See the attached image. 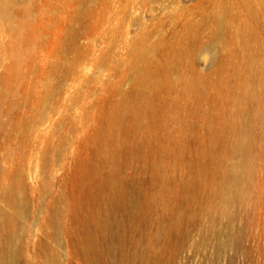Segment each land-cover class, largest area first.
<instances>
[{
	"label": "rangeland",
	"instance_id": "1",
	"mask_svg": "<svg viewBox=\"0 0 264 264\" xmlns=\"http://www.w3.org/2000/svg\"><path fill=\"white\" fill-rule=\"evenodd\" d=\"M206 1L210 0H107V5L90 4L95 15L101 16L98 17L101 22L98 28L74 26V30L83 35L76 42L81 53L64 52L56 60L50 57L55 36L49 31L52 27L46 24L42 29L43 47L28 49L18 69L12 65L13 71L21 73L13 88L5 78L9 60L5 59L2 43L8 38L0 36V182L3 173L17 176L19 168L25 175L29 204L28 220L17 242L18 256L14 264H42L44 251L55 253L60 264H86L84 258L70 252L67 234L79 233L81 228L79 216L72 209L75 201L88 195L91 202L94 195V202L98 182L107 168H111L100 154L102 146L95 137L96 130L103 125L105 96L109 94L105 95L103 90L107 82L120 81L124 94L132 93L127 42L137 41L140 36L145 37L147 45L157 44L148 56L156 79L164 77L165 70L166 77L169 75L172 80L192 79L186 58L174 64L175 57L186 48L193 67L202 75L212 74L211 79L215 80L217 62L214 57L224 60L229 45L222 48L221 43L214 42L212 51L202 48L210 38L211 31L207 28L195 44L187 37L189 16L199 21L204 11L210 10L209 5L204 6V10L199 8L200 3ZM92 21L88 24L93 25ZM258 33L264 46V33L262 30ZM107 49L106 66L101 55ZM242 58L243 54H238V60ZM53 62L59 69L56 74H52ZM68 66L74 67L75 75L68 72ZM117 66H122L118 73ZM231 73L232 68H229L226 76L231 90L224 99L218 98L210 86L201 106L178 88L155 86L152 102L157 111L152 114L151 127L146 133L131 136L127 142L121 140L122 172L128 179L136 180L142 200L152 195L150 211L141 217L133 233L143 245L150 241L152 252H161L160 257L152 254L148 264H264V128L256 127L253 133L258 143L253 151L257 163L248 201L235 204L230 216L222 217L215 204L216 196L209 189L211 180L220 177L216 168L231 141L226 132L210 129L211 115L228 116L235 99L244 93ZM48 77L52 78L51 103L55 111L53 107L51 121L40 127L38 137L31 138L36 139L34 147L29 138L21 139L12 128L18 118L29 115L28 97L36 79ZM37 89L42 92L40 87ZM171 102H176L178 109L166 119V109ZM258 108V104L247 101L238 108L237 115L247 116ZM84 116L90 119L85 122ZM51 123L60 124L54 136L50 135ZM45 136L49 137L51 148L42 162L36 148L42 147ZM200 162L205 164L210 176L202 187L193 174ZM37 168H43L42 179L35 176ZM45 178L48 188L43 183ZM162 190H166L165 199L159 195ZM189 194L197 195V199H187ZM173 197L171 210L166 203ZM93 206L96 205L90 203L92 210ZM56 208L61 212L59 236L53 227L36 226L38 221L51 219ZM176 211L183 213L177 229L159 239V229L173 221Z\"/></svg>",
	"mask_w": 264,
	"mask_h": 264
},
{
	"label": "bare ground",
	"instance_id": "2",
	"mask_svg": "<svg viewBox=\"0 0 264 264\" xmlns=\"http://www.w3.org/2000/svg\"><path fill=\"white\" fill-rule=\"evenodd\" d=\"M93 3L107 5V0H0V36L8 38V41L2 43L5 59L8 57L9 60L5 78L12 88L14 82L21 77L18 70H12V65L17 66L18 69L28 49L37 50L43 47L42 29L46 24L52 27L49 31L55 36L50 57L56 60L64 52L81 53V48L76 42L83 35L75 31L74 26L99 27L101 16L98 18L90 8V4ZM207 5L210 10L204 11L199 21L189 16L187 37L189 42L195 44L203 29L207 28L210 29L211 34L208 43L202 48L212 51L214 42L221 43L222 48L229 45L224 60L214 57L217 62L215 80L211 79L212 74L202 75L193 67L186 48L181 49L180 54L175 57L174 64L177 65L178 61L186 58L192 79L172 80L169 75L166 77L168 74L166 70L164 77L156 79L152 73V60H149L148 56L157 44L147 45L145 37L140 36L137 41L127 42L131 57L128 64V79L132 82V93L124 94L120 81L107 82L103 90L105 95L109 94L105 96L103 125L100 126L101 129L96 130L95 137L102 146L100 154L106 158L111 168H107L98 182L96 203L92 201L94 195L91 196L93 198L91 202L88 195L86 198H77L72 209L79 216L81 228L79 233L71 231L67 234L70 252L73 251L84 258L86 264H148L152 260V254L161 256V252H152L150 241L143 245L133 236L141 222V217L146 216L150 211L152 195L147 196L145 201L142 200L136 180L128 179L120 168L121 140L127 142L131 136L140 132L146 133L151 127L152 114L157 111L152 102L155 86L166 85L178 88L185 96H192L201 106L210 86L215 90L218 98L224 99V96L230 92V81L226 74L228 69L232 68L230 76L240 82L244 93L242 97L235 99L233 109L228 116L221 117L214 113L211 115L210 129L216 128L220 132H226L231 141L226 145L216 168L220 177L211 180L209 189L216 196L215 204L222 217L230 216L235 204L242 205L250 197L257 163L253 151L258 144L253 133L256 127L264 128V46L259 41L258 33V30L264 33V0H210L201 2L199 8L204 10V6ZM91 19L94 20L91 22L93 25L88 24ZM240 53L243 54V58L238 60ZM101 58L103 64L105 62L107 66L108 49L103 51ZM211 59L213 60L212 57ZM93 61L97 63L96 58ZM121 67H116L117 73ZM66 68L75 75L73 66ZM51 69L52 74H56L59 70L54 62ZM51 79V77L36 79L28 97L29 115L27 118H18L12 128V132H17L21 139L24 136L29 138L32 146L36 139L31 138L33 136L37 138L40 127L45 122L51 121L54 107L51 103L53 88ZM38 87L42 92L37 91ZM73 100L71 96L70 101ZM247 101L258 104L259 108L247 116L239 117L237 110ZM17 103L20 104V98ZM171 104L166 109L168 112L166 119L177 112V103L171 102ZM82 118L85 122L90 119L89 116ZM129 119L130 125H128ZM59 126V123H51L50 135L54 136ZM50 148L49 137L45 136L42 147L36 148L39 150L40 161L44 162L47 159ZM42 171L43 168H37L35 176L42 179ZM193 174L201 187L209 176L203 162L193 169ZM0 183V200L3 202L0 204V238L3 237L0 240V264H14L18 256L17 242L25 230L24 226L29 215L26 179L18 168L17 176L3 173ZM43 183L44 186L49 187L46 178ZM159 195L165 199L166 190L160 191ZM186 198L196 200L197 195L189 194ZM90 203L96 205L95 208L93 206V210L90 208ZM173 203L174 197L166 203V207L173 210ZM60 215V209L56 208L51 219L47 222L38 221L36 226L42 229L53 227L58 234L56 236H59ZM182 215V212L176 211L173 221L168 226H161L157 234L158 238L176 230L183 218ZM100 240L104 241V244ZM42 264H60V260L55 253L44 251Z\"/></svg>",
	"mask_w": 264,
	"mask_h": 264
}]
</instances>
